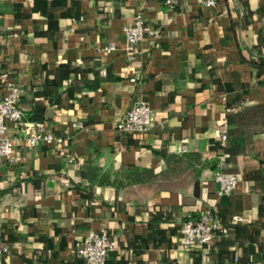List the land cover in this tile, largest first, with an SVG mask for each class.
<instances>
[{
	"label": "crops",
	"instance_id": "obj_1",
	"mask_svg": "<svg viewBox=\"0 0 264 264\" xmlns=\"http://www.w3.org/2000/svg\"><path fill=\"white\" fill-rule=\"evenodd\" d=\"M215 1L0 0V98L22 86L24 120L68 134L73 155L20 135L0 157V264H88L75 244L101 227L107 264H264V0ZM136 101L153 121L119 132ZM216 168L237 175L229 194ZM207 208L227 231L183 247V221Z\"/></svg>",
	"mask_w": 264,
	"mask_h": 264
},
{
	"label": "built area",
	"instance_id": "obj_2",
	"mask_svg": "<svg viewBox=\"0 0 264 264\" xmlns=\"http://www.w3.org/2000/svg\"><path fill=\"white\" fill-rule=\"evenodd\" d=\"M164 2L173 7L177 0H164ZM215 0H203L206 5L215 4ZM125 33V50L128 58H132L138 50L139 43L145 33V19L140 12H137L132 21L126 23L123 27ZM104 51L117 49L115 42H108L101 47ZM5 92L0 98V157H11L16 140L23 135L28 144L33 145L37 142L58 145L69 160L73 155L68 151L66 133H55L45 127L43 122H34L28 124L24 120V112L20 106V97L23 88L15 81L8 80L5 83ZM154 119L152 107L145 101L134 102L124 113L123 117L117 123V128L121 133H143L146 132ZM7 121H12L18 127L15 135L7 133ZM221 143H224L227 137L226 130L218 132ZM187 144L181 145V151H187ZM214 178L219 182L218 194L220 196L229 194L237 184V175L224 172L221 168H216ZM235 215L234 218H238ZM227 231V226L222 224L214 208L205 209L196 218H186L181 227L179 242L183 247H189L192 242L205 244L210 242L218 232ZM114 247V240L111 238L108 230L104 227L99 229H89L88 232L75 244V253L88 264H107L106 256ZM8 251L5 242L0 241V252Z\"/></svg>",
	"mask_w": 264,
	"mask_h": 264
},
{
	"label": "trees",
	"instance_id": "obj_3",
	"mask_svg": "<svg viewBox=\"0 0 264 264\" xmlns=\"http://www.w3.org/2000/svg\"><path fill=\"white\" fill-rule=\"evenodd\" d=\"M256 64H257L258 66H261L262 64H264V61L256 62Z\"/></svg>",
	"mask_w": 264,
	"mask_h": 264
}]
</instances>
